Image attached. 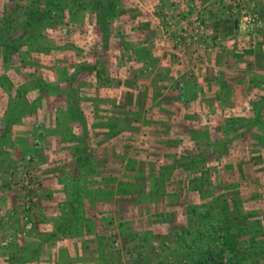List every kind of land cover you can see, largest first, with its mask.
Segmentation results:
<instances>
[{"label": "rangeland", "instance_id": "374dc122", "mask_svg": "<svg viewBox=\"0 0 264 264\" xmlns=\"http://www.w3.org/2000/svg\"><path fill=\"white\" fill-rule=\"evenodd\" d=\"M27 1L0 0V16ZM119 8L103 32L95 12L68 3L34 42L8 58L0 52V264H264V170L252 182L262 162L242 168L249 228L229 229L235 249L220 224L240 216L223 212L232 205L220 186L232 178L224 156L264 159V144L235 133L216 160L207 145L228 138L226 120L248 117L264 94V0H121ZM96 61L102 78L87 67ZM106 117L132 125L110 136L99 124ZM244 124L238 118L235 132ZM82 164L97 169L83 179Z\"/></svg>", "mask_w": 264, "mask_h": 264}, {"label": "trees", "instance_id": "16d2710c", "mask_svg": "<svg viewBox=\"0 0 264 264\" xmlns=\"http://www.w3.org/2000/svg\"><path fill=\"white\" fill-rule=\"evenodd\" d=\"M41 2L43 4V6H41ZM68 3H72V5H75L78 3H84L89 9H91L93 12H95L96 20L100 24V26L102 27L103 32L105 30H107L106 25L108 24L110 19L113 18L114 16H116V14L118 15L121 12V9L119 8L121 5V0H28L25 3H20L19 5H15L13 8H10L9 10H4L2 15L0 16V52H3L2 57L8 58V57H10L12 51L19 49L21 45H24L25 43L34 42L36 40V38L39 37L43 33L44 28L51 23V17H53V14L56 12H59V11L64 12L65 5ZM234 22L237 23V19L234 20ZM105 37H106V34H105ZM92 66H93V71H95L97 77H99V78L104 77L105 74L107 73V69L105 67L98 66L97 61L93 64H87V67H89L88 69H91ZM0 80L3 82L6 81L4 76L0 77ZM43 82H44V80H41V83H43ZM0 83H2V82H0ZM29 87H30L29 85L25 86L24 91L20 92V93H23L25 95V93H27L30 90ZM76 91L77 90H75L74 93H76ZM71 93L72 92H70V95H71ZM136 94L139 95V92H137ZM132 98L133 97L131 96L129 98V101H131ZM2 104H0V108L2 107L1 106ZM133 105L137 109L139 108V106H136L135 104H133ZM69 106H71V109L69 110V112L71 111L72 115L74 113L77 114L78 112H80L79 116H77V117L81 119V121L85 127L86 126V117H85V114H83V112H81L80 109L78 108L77 103H71V104H69ZM129 108L131 109L130 106H129ZM249 113L250 114L248 117H245L243 115H241L239 117L231 116L230 118H228L226 120L224 130L227 131L228 133H232L229 135L228 138L225 137L220 143L216 142L215 140L214 141L208 140L207 145H208V147L211 148V149H208L209 152H211L210 157H212L214 160L218 159V157H222V154L220 152L221 149H223L225 143H228L232 140V136L235 133H237V137H243V138L244 137L246 138V137H248V135H250V137H253L255 140H257V142H259V143L262 142L264 144V137L262 138L261 137L262 134H259V133L264 134V132L262 130H260L259 132H256V131H258L260 125L264 129V124H260L261 122H263L262 115L264 113V94L259 96V98H257V99L256 98L252 99L251 108H250ZM238 118H240L242 121H245V124L243 126V129L240 132H235L237 129V125H235V122L238 121ZM152 119H155V118L151 117L148 120L153 121ZM9 120H11V119H9ZM109 121L110 120L108 119V117H106L105 120H100L99 124H101L102 126H104V125L107 126V130L104 132L108 133L110 136H114L116 134H122L123 135V132L125 131V130H123L124 127H127L128 126L127 124H130V126L132 125V122H127V124H122L119 121V122H116L117 123V125H116V123L110 124ZM116 121H118V120H116ZM160 123H162V122H160ZM95 124H97V122L94 123L93 125H95ZM161 125H163V123ZM161 125L159 126L158 124H153L152 127H153V129H156L158 126L161 127ZM173 126L175 127L177 125L173 124ZM221 128H222V126H221ZM122 130H123V132H122ZM230 130H231V132H230ZM199 134H201L200 131H197V132L191 131L190 132V136H193V135L199 136ZM193 140H194V142H196V139H193ZM82 149H83V155L79 156V159L84 158V157L86 158L87 157V156H85V155H87L86 153H89L85 146ZM207 152L206 153L201 152L198 160L206 159L204 157H205V155L207 156ZM224 158H225V160L223 162V164H224L223 169L227 171L226 172L227 175H232V178L230 179V181H229V179L227 180L228 183H225V184L221 183L220 186L223 188H226L227 191H229L228 195H229V197L231 196V201H232L231 204L232 205H231L230 211H227L225 208H223L224 209L223 212L226 214L231 213V215L233 217H235L237 215L236 214L237 212H240L239 219L235 217L236 220H234V221H232V219L230 220V217L229 218H222L221 217V219H220V221H221L220 224H221V226H223L222 229H223V234L225 237L224 241H225V243L232 246V243L233 244L236 243V241L234 239V234L236 232H232L231 230L229 231V229L230 228L232 229L233 227H235V225L236 226L239 225V227L242 230H248V228H249V225L241 224L242 221L247 218V214H250L249 211H247V212H245V214H243L242 213L243 211L241 210V205H240L241 201L246 200V199L247 200L250 199V196L247 197L246 199L241 198L243 196L242 195V191H243L242 187L243 186L240 185L239 179L243 180V177H244V172H243L242 168L244 167V165L249 166L250 163L251 164L257 163V162L263 163V164H260L258 167H255L253 169V173H252L253 176L252 175L251 176L253 177L252 182L255 183V182H257L256 171L257 170H264V162H263L264 159L262 158V155H260V154H257V156H254V157L252 156V157H245V158L244 157L243 158H237V160L234 161V163H233V159H230L229 156H227V157L224 156ZM133 159L135 160V158L133 156H130L127 158V163L129 164V165L128 164L127 165L130 167V169L132 168V165H134ZM137 160H139V158H137ZM139 161H137V164H139ZM95 169H97V168H95L94 166L90 167V166H86V165L82 164L80 167V170H79L80 173H78L77 176H80V177L83 176V179H85V176L87 175L86 172L88 173L89 170L95 171ZM236 170H238L237 173H236ZM234 172L236 173L235 177H233ZM191 181H192L191 188L197 189L198 191L203 189L204 184H203L202 179H200L199 177L198 178L195 177ZM78 190H79V192L81 191V189L79 187H78ZM226 206H227V203H225V202H223V204H221V207H226ZM75 217L78 218L79 215L75 214ZM256 232H257V230L254 228L255 235H256ZM233 249H235V248L233 247Z\"/></svg>", "mask_w": 264, "mask_h": 264}, {"label": "built area", "instance_id": "2783aa9c", "mask_svg": "<svg viewBox=\"0 0 264 264\" xmlns=\"http://www.w3.org/2000/svg\"><path fill=\"white\" fill-rule=\"evenodd\" d=\"M242 20L244 21V22H248V24L249 25H253V23H254V17H253V15L251 14V13H247V14H244L243 16H242Z\"/></svg>", "mask_w": 264, "mask_h": 264}]
</instances>
